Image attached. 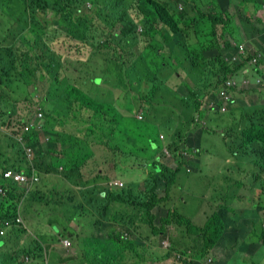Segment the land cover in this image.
Here are the masks:
<instances>
[{
	"label": "trees",
	"instance_id": "obj_1",
	"mask_svg": "<svg viewBox=\"0 0 264 264\" xmlns=\"http://www.w3.org/2000/svg\"><path fill=\"white\" fill-rule=\"evenodd\" d=\"M9 1H24L29 25L0 8V52H6L0 56V126L35 147L49 139L56 148L62 140L63 147L53 152L56 164L63 167L64 178L59 183L62 185L49 188L41 180L25 198V187L6 181L1 173L11 167L19 169L20 165L28 172V161L22 152L10 156L0 152V188L5 187L4 194L0 192V264H44L45 248L51 250L54 264H152L164 258L158 253L154 257L151 249L157 238L152 236L161 237L157 247L161 254L177 260L180 247L194 248L199 237L192 239L186 228L193 221L186 209L181 214L177 207L168 208L166 203L177 186L178 173L185 171L186 176L190 170L184 166L195 167L193 171L200 168L212 131L221 135L225 160L228 158L222 170L237 169L247 174L249 167H254L255 180L263 184L254 186L253 191L264 198V105L253 108L255 111L243 118L259 115L260 124L253 125L250 118L245 129L237 131L247 103L246 89L238 77L251 64L253 54L264 56V0H0ZM50 12L54 13V23L46 28L37 16L45 18ZM248 38L252 40L246 41ZM242 43L245 53H240L239 61H231L228 57L237 53ZM251 45L257 49L250 50ZM163 54L178 60L177 65L170 63L163 68L164 72H177L180 66L192 82L182 79L174 89L167 78L158 83L159 71L154 72L150 65H161L159 56ZM43 76L46 79L41 81ZM53 80L56 86L50 92L42 98L34 95L38 83L52 84ZM260 86L264 87V75ZM223 89L227 99L220 95ZM235 93L241 95L233 105L230 101ZM206 94L217 97L203 112L206 122L194 125L193 112ZM167 102L187 106L190 114L186 124L182 123L186 128L171 126L174 117L168 114L162 115V120L158 118L157 108ZM22 105L26 112L20 115L18 107ZM37 112L43 117L33 121ZM28 119L30 128L25 130L23 123ZM133 120L135 123L129 125ZM59 126L63 129L58 130ZM161 133L166 137L161 138ZM109 136L113 137L112 147ZM136 138L155 143V158L145 162L149 171L142 182L130 179L127 184H113L114 176L100 172L105 169L99 168L98 151H104L106 161H115L117 156L128 161L131 156H125L129 152L122 143ZM97 144H104L111 152L96 150ZM165 146L174 166L156 156ZM35 162L39 176L58 172L47 160L36 157ZM85 168H90L87 177ZM246 174L239 181L243 186ZM82 177L91 186L89 198L75 186L81 184ZM238 200L226 195L212 216L206 212L201 227L204 254L218 242L221 251L231 246L233 258L229 255L226 259L229 264L234 256L247 264L248 246L238 236L239 229L224 232L234 225L227 214H239L232 206ZM37 204L40 210L55 209L61 216L49 236L45 235L46 229L35 230L32 241L28 238L21 243L22 234L29 233L26 220ZM260 208L254 207L262 221ZM222 209L225 211L220 214ZM122 210L125 214L118 224L106 218ZM20 218L24 222L21 225L17 222ZM250 221L253 238L261 239L264 221L260 224L256 217ZM141 223L149 229L145 235H140ZM223 234L228 235L226 242L220 239ZM168 236L173 247L165 250L162 239ZM63 239L71 241L69 249L56 248L55 243ZM176 264L193 261L180 257Z\"/></svg>",
	"mask_w": 264,
	"mask_h": 264
},
{
	"label": "rangeland",
	"instance_id": "obj_2",
	"mask_svg": "<svg viewBox=\"0 0 264 264\" xmlns=\"http://www.w3.org/2000/svg\"><path fill=\"white\" fill-rule=\"evenodd\" d=\"M128 1L130 2L131 0H128ZM0 8L4 10H8L11 14L20 17L21 19L26 21L27 24L29 25L28 14L24 13L26 12L24 1L22 2H17V1L0 2ZM232 10H234L233 7H231V11ZM247 11L249 14H253L251 9H248ZM45 16L46 17L43 18L40 15H38L37 19L40 25H43L46 28H48L51 24L54 23V13H51V12L49 14L46 13ZM219 32L221 33L220 29H219ZM251 40L252 38L246 39V41H251ZM249 49L254 51L255 49H257V47L255 45H251ZM73 54H75V52H73ZM5 55H6L5 50L0 52L1 57ZM159 57L162 59V61L159 59L162 63L161 65H153V64L150 65L151 67H153L154 72L159 71V73L157 74V76L160 77L159 81H157L158 83L162 84V81H165L167 78V83L171 85L174 89L176 86L179 85L180 80L182 79H187L190 82H192V79L187 74L186 70L180 66H178L175 69L177 72H171V73L164 72L163 68L168 67V64L175 63V65H177L176 63L178 60L175 57L169 58V56L165 54L160 55ZM0 64H2V62H0ZM167 69L170 70V68H167ZM250 72H258V71L254 70L251 66ZM61 74L62 72H60V75ZM242 74L244 73H241L238 78H242L243 77ZM174 75L177 76V78L174 77ZM45 79H46L45 76L40 78L41 81ZM38 84H39V90L36 93H34V95L41 97L42 95H45L46 91L50 92V89L56 86V81L53 80L52 84H46V81L40 82ZM247 98L252 101L257 98V95L255 94H253V96L247 95ZM157 101L158 100H153L154 103H157ZM18 108L21 109L19 113L20 115L26 112V106L22 105V106H19ZM186 108L187 106L183 102L178 103L176 105L172 102L170 103L167 102L163 106H160L159 108H157V112L160 111V113H158V118L162 120L163 118L162 115L168 114L174 117V121L171 123V126H173L175 129L186 128L187 125L182 126V123L186 124V118L188 117V112L190 114V111ZM67 121L68 122L70 121L68 117H67ZM133 123H135L134 120L130 122L129 125ZM65 126H68V125L66 124ZM8 135H9V132L4 130L3 127L0 126V152H4L7 156H10L12 154L18 153L20 149V144L17 143L16 139ZM212 135L213 136L211 135L208 136V144L212 145L214 149L209 147V149L206 152L213 153L214 155H216L215 164L213 163V159H210L208 161L205 157H203L200 163V168H198V170L193 171V167L189 165L184 166L185 168L188 167L190 170L189 171L186 170L188 173L186 176H185V171L178 173L177 186L175 187L173 191L172 190L170 191L169 199L166 203L167 207L171 208L173 205V202L171 201H174L179 211L183 214L184 210L186 209V213L189 214L191 218H193L194 214L196 213V216H198V219H196L197 222L193 220L194 223L192 222L188 224V226L186 225L187 230H189L192 233L191 234L192 239L198 238L201 236V235H196V234L202 232L199 226L201 227L202 223L204 222V219L207 218L208 215L205 216L206 212H208V214L212 216L213 212L218 209V206L221 203H224V200L226 198L225 191H227L226 193L228 195H231V196L236 195L238 192L239 185H234V184H236L238 180H241L242 177L246 174V171L239 172L237 171V169L236 170L230 169V171H224V170L218 171L217 170L219 166L216 168V165L222 164L223 166H226L228 164L226 162L228 158H226L225 160L226 151L223 150L224 144H223L222 137H220L218 134L216 135L212 134ZM108 140H109V144L111 145L110 147H112L114 143L113 137L109 136ZM59 143L63 147V141L61 140L59 141ZM96 147L98 148L103 147L104 149L109 150V148H106L104 144H101V145L97 144ZM122 148H124L126 152H129L125 156L130 155L131 159L127 161L124 158L121 161L119 159V157L121 156H117L118 158L115 159L116 166L111 167V169H114L115 167H117V169H114L115 172L113 171H101V172L103 173L106 172V174L108 175L117 174L118 176L123 177V178H130L131 173H132L133 179L137 181L139 180L140 182H142L147 175V171H149V166H147L145 163H141L140 161H137L136 165L131 166V161L133 160L135 161L136 158H138L139 160L146 158L147 161H151L154 153L156 152V150L153 149L155 148V143L145 141L141 138H136L131 142L122 143ZM102 153H103L102 151L98 152V156L101 159H103ZM213 154H211L209 157L213 158ZM166 163L172 166L176 164L174 160L166 161ZM127 168H129L130 171L132 172L127 171L126 170ZM55 169H56V166H55ZM85 169L87 170L84 171V175L85 177H87L86 174H88V171H90L89 170L90 168H85ZM191 171L193 172L191 173ZM63 176L64 175L61 172V170H59L56 173L49 172L45 174H40L39 184H41L40 182L41 180H44V185L46 186V188H49L54 184L61 183L63 180ZM81 181L82 182L79 186L78 185H75V186H77L80 192H86L87 198H89V196L91 195L89 191V187L91 186H88V184L83 180V177ZM106 182L107 180L104 181V183ZM221 184H230V187L224 188ZM59 185H62V184H59ZM59 185L57 188L61 189ZM162 195H164V192H162ZM179 196H182V198L178 201L177 198ZM33 207L34 208L31 209V214L28 216L26 220V223L29 228L28 231H29V234L31 235L22 234V236L20 237L21 243L27 242L29 239H30L29 241H32L31 236L36 234L35 230L44 231L46 229L45 235L49 236V234L51 233L52 225L55 223V220H57L58 216H61L59 211L55 209L54 210L47 209L46 211L40 210L38 208V207L41 208L40 204L34 205ZM219 212L221 214V210ZM219 212L217 213L218 216H220ZM243 212H246V207L239 210V213H243ZM250 217L251 216L248 215L247 213L242 214L240 218L241 219L240 223L238 225L239 235L243 242H245V235L248 234L253 229V226L251 225ZM141 224H144V225L140 227V230H139L140 235H141V232H144V235H145L147 232H149V229L147 228V224L145 223H141ZM81 227H84V226H81ZM168 229H170V226ZM173 234L174 233L172 232V235ZM220 239L223 242H226L228 240V235L223 234L220 237ZM160 243H161V237L158 236L155 246H158ZM228 243L229 242H227V244ZM245 244L247 243L245 242ZM229 255H232V258H233V250H231V246H229L226 249H222V251L219 250V246H218L217 251H212L210 253L209 262L210 264H229L227 263V260H226L227 257H229ZM0 262H2L1 256H0ZM230 264H242V263H240V260L237 258V256H234V261L233 263H230Z\"/></svg>",
	"mask_w": 264,
	"mask_h": 264
},
{
	"label": "clouds",
	"instance_id": "obj_3",
	"mask_svg": "<svg viewBox=\"0 0 264 264\" xmlns=\"http://www.w3.org/2000/svg\"><path fill=\"white\" fill-rule=\"evenodd\" d=\"M178 8L181 10L182 5L179 4ZM245 51H246L245 43H242L239 45V51L237 53H234L231 57H228V58L231 59V61H239V59H241L240 53L244 54ZM251 66L254 70H256L260 73L250 72ZM243 73L244 74H242V75H244V77L241 78V83H242L241 87L246 89V93L248 96H253V94H255V95H257V98L252 100V101L247 98V100H246L247 103H244V105H243L244 108H243V110L240 114V117H239V123L237 122L238 126H237V123L235 124V127L237 126V131L239 133H241L242 130L245 129L250 118H252L253 125H255V126H257L258 124L261 123L259 115H254V116H251V117L245 118V119H243V118L245 117L246 114H250V113L254 112L255 110L253 108L260 107V106L264 105V87L260 86L261 81H263V75H264V56L262 54H253L251 64L245 68ZM228 83H230V81H228ZM46 84H47V81H46ZM220 95H222L225 99H227V96L225 95L224 89L222 90ZM240 95H241V93H235L234 97L231 98L230 103L233 105H236L235 99ZM43 96L44 95H42L41 98ZM216 97L217 96H214V95L210 96L209 94H206L204 97L201 98L199 109H195L193 112V114L195 113L194 114V121L195 122H193L194 125L197 122H199V125H202L203 122L204 123L206 122V119H205L203 112H205V113L207 112L208 108L212 105L211 103L213 102V100ZM36 108H37V106H36ZM41 117H43L42 112H37V114L33 118V121H39V119H41ZM29 124H30L29 119L23 123V127L25 130H28L30 128ZM220 128H223V126H220ZM3 129L6 130L7 132H9V135H11L10 137L14 136V139H16L17 142L20 144V149L18 152H22V156H23V158L25 157L26 160L28 161V163L30 165V169L27 172L24 168V165H20L21 168H19V169H17V167H13V168L11 167V168H7V169L3 170L1 175L8 182H14L16 184L18 183V184L24 186L26 189L25 190V198H26V197H28V193L32 191L31 188L35 184H37L40 180L39 170H38V168L36 166V162H35L36 157L39 160L40 159L47 160L49 166L52 168H55V166H56L55 171H59L63 168L62 166L56 164L55 153L53 152L54 150L58 151L61 148V145L56 146V148H53L52 147L53 142H48L49 139H46V142H44V141L39 142L37 144V146L35 147L32 143H30L28 141L20 140L21 139L20 137L13 135L12 132L8 131L5 127ZM57 129L62 130L63 126H59V127H57ZM198 129H199V127H198ZM212 134L216 135L218 133L212 131L210 133V135L213 136ZM218 135L221 137L220 134H218ZM164 137H165V134L161 133V138H164ZM209 147L214 149V147L210 144L208 145V149H209ZM46 148H47V150H46ZM95 148H96V150L97 149H104L103 147L98 148L96 146H95ZM104 150L111 152L110 149L109 150L104 149ZM99 151L103 152L102 153L103 159H101L97 154V156L101 159L98 161H99V164L102 167V169H105V171L115 172L114 169H117V167H115L114 169H111L112 166H116L115 161L114 160H107V161L104 160V158H105L104 151L103 150H99ZM157 154L156 155L161 157V159L165 163H166V161L173 160V157L171 156V153L168 150V147H166V146L162 150L157 152ZM202 154L204 155V157L208 161L210 159H213V163L215 164L216 155H214L213 153H202ZM211 154H213V158L209 157ZM153 158H155V156H153L152 159ZM139 161L141 163L148 162L146 160V158L139 160ZM141 163H139V164H141ZM145 164L148 165V163H145ZM131 165H134V164H131ZM100 166H99V168L101 169ZM218 166H219V168L217 170L218 171L222 170L223 165L222 164L216 165V168ZM253 169H254V167H250L249 171H247L245 178L243 179V180L246 179L245 180V186H243V185H241V183H239L240 180H238V182L236 184H234V185H239V186H238L237 194L232 195V196L236 199L239 198V200L237 202L233 203L232 206L236 207V210L238 213H239V210L246 207V212L239 213V214L228 213L227 214L228 220L230 222L234 223V225H229L226 228V230L224 231L225 233L230 232L234 228L238 229V225H239L240 220H241L240 218H241L242 214H244V213H247L248 215H250L251 216L250 219L252 217H256L258 220V223H260V224H262V221H264V198H261V196H259V197L255 196L254 191H253V187L254 186L261 187L263 184V181L262 180H255ZM196 170H198V169H196ZM7 174H9V175H7ZM104 174H106V172H104ZM104 176H107V175H104ZM112 176L115 177L114 179H112L113 184L120 183L123 185L124 183L127 184L128 182H131V180H135V179H133V177L123 178V177L118 176L117 174H113ZM63 178H64V176H63ZM225 182H227V181H225ZM227 183H229V182H227ZM221 185L224 188L230 187V184H221ZM4 191H5V187L2 186L0 188V192L2 194H4ZM226 192L227 191H225V196L228 195ZM228 196H231V195H228ZM25 198H24V196L22 198L23 204H24ZM181 198H182V196H179L177 198V200L179 201ZM171 202H173L172 207L175 208L176 205H175L174 201H171ZM256 205L261 206L259 211H261L260 215H261L262 221L260 220L259 214H258V217L256 216V210L254 209V207ZM221 211H225V210L222 209ZM124 214H125V211H120V212H117L113 217H106V216L105 217L111 219L112 222L118 224L121 221V219L123 218ZM95 216H96V214L93 212L92 218H94ZM190 218H191V216H190ZM191 219L197 222L196 219H198V216H196V213L194 214L193 218H191ZM17 222H18V224L21 225V222L24 223L23 218L17 219ZM202 225H204V222L202 223ZM202 225H201V227L203 228L204 226H202ZM26 227H27V223L25 224V229L29 230V228L28 227L26 228ZM201 227L199 226L200 230H201ZM253 229H254V226H253ZM202 233H203V231L201 233H199V235H201ZM254 234L255 233L251 230L248 234L245 235V242L247 243L246 245L248 246L247 250L245 248V250H246L245 251V257H246L247 264H264V234L261 233V236H262L261 239L253 238ZM28 235H31V234L28 233ZM238 236L240 237L239 230H238ZM34 237H36V236H34ZM156 238H158V237L152 236V239H156ZM201 242H203L202 236L199 237L194 248L183 249V247L181 246L179 251H178L179 255H178V253H176L177 260H175L174 258H171L170 255L167 256V255L161 254L157 249V247L160 246V244L158 246H153L151 251L154 253V257L158 253L159 255L164 256V258L159 259V261H156L152 264H176V262L178 261V258H180V257L187 259L189 261H193V264H210V262H209L210 253L212 251L218 250V243L219 242L217 243V245L215 244L213 247H211L207 251L206 255L204 254L203 244H201ZM149 243H150V241L148 240L146 242V245H148ZM55 244H56L57 249L58 248L69 249L71 247V241L68 239H63V240H61L60 244H57V243H55ZM162 245H163L165 250H167V247H171V246L173 247L172 240H171L170 236H168V238L164 237L162 239ZM50 257H51V250L48 248H45V252H44L45 262H44V264H54L51 262ZM56 264H59V263H56ZM64 264H69V263H64Z\"/></svg>",
	"mask_w": 264,
	"mask_h": 264
},
{
	"label": "built area",
	"instance_id": "obj_4",
	"mask_svg": "<svg viewBox=\"0 0 264 264\" xmlns=\"http://www.w3.org/2000/svg\"><path fill=\"white\" fill-rule=\"evenodd\" d=\"M10 174V173H9ZM9 174H7V175H9ZM1 233H3V232H1Z\"/></svg>",
	"mask_w": 264,
	"mask_h": 264
}]
</instances>
